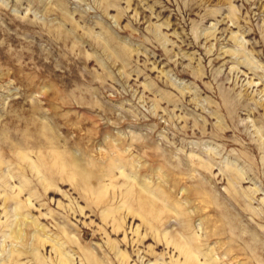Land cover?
Instances as JSON below:
<instances>
[{
  "label": "rangeland",
  "instance_id": "374dc122",
  "mask_svg": "<svg viewBox=\"0 0 264 264\" xmlns=\"http://www.w3.org/2000/svg\"><path fill=\"white\" fill-rule=\"evenodd\" d=\"M0 264H264V0H0Z\"/></svg>",
  "mask_w": 264,
  "mask_h": 264
},
{
  "label": "bare ground",
  "instance_id": "6f19581e",
  "mask_svg": "<svg viewBox=\"0 0 264 264\" xmlns=\"http://www.w3.org/2000/svg\"><path fill=\"white\" fill-rule=\"evenodd\" d=\"M26 222V221H25ZM13 235H14V233H13ZM19 235V234H18ZM20 236V235H19ZM25 240V239H24ZM17 241V240H16ZM22 241H23V239H22ZM12 251V250H11ZM18 252V251H17ZM65 263V262H64Z\"/></svg>",
  "mask_w": 264,
  "mask_h": 264
}]
</instances>
